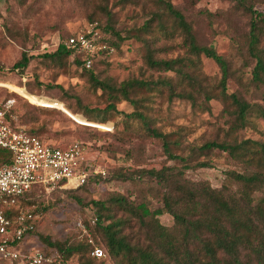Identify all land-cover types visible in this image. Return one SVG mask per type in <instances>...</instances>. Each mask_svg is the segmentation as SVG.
I'll return each instance as SVG.
<instances>
[{"label": "rangeland", "instance_id": "rangeland-1", "mask_svg": "<svg viewBox=\"0 0 264 264\" xmlns=\"http://www.w3.org/2000/svg\"><path fill=\"white\" fill-rule=\"evenodd\" d=\"M171 1L185 14L197 40L214 46L228 59L227 92L264 108V81L253 78L257 59L249 50L252 11L246 6L264 11V0H247L245 5L236 0ZM92 22L98 23L100 32L114 47L99 56L93 67L76 63L72 55L61 60L43 56ZM260 26L264 24L260 22ZM259 46L264 50V29ZM25 51L35 56L26 67L16 66ZM151 55L178 59L176 67H183L190 76L152 66L148 61ZM90 70L116 85L132 78L156 82L137 86L131 99L117 103V111L104 114L109 118L106 123L114 124L112 130H106L86 125L97 122L83 115L93 107L103 108L109 101V93L91 82ZM221 76L220 65L213 58L190 50L186 31L160 0H0V101L14 99L12 122L55 144L83 142L92 165L105 171L79 188L47 190L38 186L28 199L38 215L33 234L37 233L42 241L48 236L67 245H100L106 251L98 258L87 250L82 259L80 253L66 258L60 251L62 264H78L88 257L93 259L92 264H118L109 255L105 234L98 224L99 208L92 202L98 199L105 200L104 212L126 219L122 229L132 242L160 249L154 228L149 227L152 218L147 216V224H141L132 207L141 202L151 210L162 207L168 182L159 181L143 168L171 166L172 173H181L190 184L227 185L238 191L241 184L230 180L228 172L245 171L247 165L242 160L217 148L195 152V147L208 140L252 138L264 142V117L251 111L247 125L241 126L237 105L222 94ZM165 79L176 91L184 89L194 97L171 96L172 89L163 82ZM207 93L211 99L206 98ZM64 102L79 112L74 114ZM135 109L148 115L151 127L170 139H179L180 143L171 147L188 156V162L204 160L210 166L189 167L188 162L170 158L163 138L151 133L141 119L126 116ZM114 195H124L128 201L114 203ZM156 216L162 224L174 225L170 212ZM110 221L104 218L102 223ZM26 242L23 240L20 246L23 248ZM35 244H40L39 237ZM0 264L17 263L2 260Z\"/></svg>", "mask_w": 264, "mask_h": 264}, {"label": "trees", "instance_id": "trees-1", "mask_svg": "<svg viewBox=\"0 0 264 264\" xmlns=\"http://www.w3.org/2000/svg\"><path fill=\"white\" fill-rule=\"evenodd\" d=\"M160 1L176 17L181 27L186 31L190 50L196 54L211 57L220 65L222 71L221 91L225 97L232 98V101L237 105L236 113L239 124L246 126L250 112L254 110L264 117V108L255 107L250 101L234 92H227L230 64L226 56L218 52L214 46L202 44L197 40L191 23L171 0ZM236 1L243 5L247 2V0ZM246 6H248L247 9L250 12L252 11L249 50L257 59L253 67V78L258 82H262L264 81V50L260 48L259 43L264 29L260 26V22L264 24V11L254 10L252 5ZM69 55L74 57L76 63L83 65L82 59L77 55H73L64 43H61L54 51L43 53V56L53 60H61ZM33 56L35 55L26 51L23 52L16 66L26 67ZM148 61L152 66L176 69L184 77L190 76L183 67H176L178 59L155 58L151 55ZM89 75L95 87H100L109 93V101L103 108L96 106L91 111L83 112L88 121L97 123H106L109 118L104 114L112 110L117 111V103L131 99V92L137 86H149L156 82L154 80L132 78L123 80L119 85H116L108 79L99 78L92 70L89 71ZM163 82L169 84L172 89L171 96L175 94L180 97H194L190 91L184 89L176 91L170 80L165 79ZM206 98L211 99L212 95L207 93ZM64 103L65 107L74 114L79 112L66 102ZM126 116L141 119L151 133L163 138L164 148L170 158L179 159L183 162L189 161L188 156L175 152L171 147V144H179V139H170L166 133L151 127L148 115L144 111L135 109L126 113ZM31 132L38 134L35 131ZM214 148L228 151L232 157L242 160L247 165L246 170L243 172L234 170L228 172L230 180L241 184L238 191L229 189L227 185L220 188L203 182L190 184L187 179L180 175L181 173H174V170L172 173L171 166H164L159 169H141L145 173L156 176L159 181L164 182L166 180L168 182L162 207L151 210L144 202L132 207L138 214L141 224H147V219H145L147 216L152 218L153 223H150L149 227L154 228L160 249L152 246L143 247L132 242L122 229L126 219L117 217L109 211L104 212L103 209L107 207L105 200L92 201L99 208L97 219L106 237L108 253L115 258L118 264H264V142L252 138L232 142L228 140H208L195 147V152ZM193 165L210 166V163L204 160L186 163V166L189 167ZM93 180L96 179H90L88 182L78 187H70V189L82 187ZM257 192L262 195L256 196L255 193ZM31 193L21 203L22 206L29 205L28 199ZM111 199L114 203L128 201L124 195H114ZM164 211L173 214L175 220L173 226H166L159 221L156 215ZM104 218H109L111 221L103 224L102 220ZM155 235L150 233L151 237H155ZM35 237H39L40 245L47 253L56 255L55 264H62L60 251L66 258L72 254L80 253L82 259L84 253L87 250L92 251L93 248L92 243L77 242L67 245L65 242L52 240L48 236H43L42 241L37 233H34L36 241ZM93 257L96 256L93 255ZM92 263L93 259L88 257L78 264Z\"/></svg>", "mask_w": 264, "mask_h": 264}, {"label": "built area", "instance_id": "built-area-1", "mask_svg": "<svg viewBox=\"0 0 264 264\" xmlns=\"http://www.w3.org/2000/svg\"><path fill=\"white\" fill-rule=\"evenodd\" d=\"M64 44L87 68H91L99 56L114 50L97 22L69 35ZM13 102V98L0 101V262L55 264L56 255L35 244L33 232L38 215L29 205L21 203L38 186L47 190L78 187L105 171L92 165L83 142L55 144L14 124ZM91 125L106 130L114 127L109 122ZM23 240L27 242L22 248ZM91 253L96 257L106 255L105 249L95 244Z\"/></svg>", "mask_w": 264, "mask_h": 264}]
</instances>
